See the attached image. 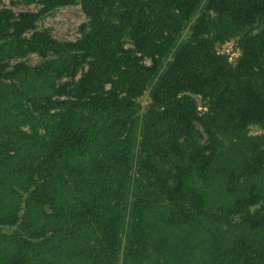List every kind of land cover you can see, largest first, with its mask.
Segmentation results:
<instances>
[{
    "label": "trees",
    "instance_id": "1",
    "mask_svg": "<svg viewBox=\"0 0 264 264\" xmlns=\"http://www.w3.org/2000/svg\"><path fill=\"white\" fill-rule=\"evenodd\" d=\"M23 1L0 0V264H264V0ZM74 5L77 40L37 29Z\"/></svg>",
    "mask_w": 264,
    "mask_h": 264
},
{
    "label": "rangeland",
    "instance_id": "2",
    "mask_svg": "<svg viewBox=\"0 0 264 264\" xmlns=\"http://www.w3.org/2000/svg\"><path fill=\"white\" fill-rule=\"evenodd\" d=\"M1 7L11 9L15 14L27 11L36 12L39 8L35 2L27 3L23 0H1ZM86 21L87 19L82 13L79 5L66 6L42 16L37 23V29L49 30L51 35L59 41H75L80 37V25ZM187 36L188 30H185L181 35V40L186 39ZM126 47H131L129 41L126 42ZM234 47L235 43L232 41L224 45H218L217 51L219 53L230 54V61L235 63L236 58L239 56V52L234 50ZM20 61L25 62L28 66H35L40 62V59L36 55L30 54L22 60H11L10 63L15 64ZM146 63H148V61H146ZM78 77L79 74L77 75V78ZM196 99L200 109H202L200 99L198 97ZM137 102L141 105V112L145 111L150 102L147 93L140 97ZM22 130L29 132V127H22ZM262 132L263 131L258 126H251L249 128V133L251 135L260 134ZM17 228L16 226L13 228H3L2 231L4 233H12Z\"/></svg>",
    "mask_w": 264,
    "mask_h": 264
}]
</instances>
